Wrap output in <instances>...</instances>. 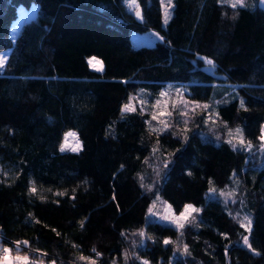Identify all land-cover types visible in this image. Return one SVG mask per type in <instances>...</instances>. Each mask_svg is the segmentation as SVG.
Instances as JSON below:
<instances>
[{
	"label": "trees",
	"instance_id": "trees-1",
	"mask_svg": "<svg viewBox=\"0 0 264 264\" xmlns=\"http://www.w3.org/2000/svg\"><path fill=\"white\" fill-rule=\"evenodd\" d=\"M136 1L142 19L123 0H0V52L9 50L0 71V243L28 240L10 254L46 264H90L81 255L96 264H264L257 0L236 8L172 0L165 26L159 6ZM32 3L35 17L12 40L18 8ZM148 30L162 39L134 45L133 33ZM90 56L101 59L103 73L88 66ZM206 58L224 78L203 72ZM164 90L173 100L156 114ZM130 96L136 110L122 114ZM193 102L208 108L193 110ZM162 122L169 128L161 132ZM238 127L251 150L237 144ZM67 130L77 132L78 151H59ZM232 190L227 200L220 195ZM185 204L200 211L183 229L157 220V210L180 213ZM238 214L251 216L250 233ZM140 231L152 239L141 242Z\"/></svg>",
	"mask_w": 264,
	"mask_h": 264
},
{
	"label": "snow or ice",
	"instance_id": "snow-or-ice-1",
	"mask_svg": "<svg viewBox=\"0 0 264 264\" xmlns=\"http://www.w3.org/2000/svg\"><path fill=\"white\" fill-rule=\"evenodd\" d=\"M126 2H128V0H126ZM218 2H220V0H218ZM223 3H228L231 5V7L233 8H236L237 6H240V7H245L247 6L246 5V0H222ZM162 3H163V0H162ZM260 3L261 4H264V0H260ZM129 6H135V11H136V16L138 18H142L141 17V12L139 10V7L138 5H135V0H131V3ZM172 7V0H167V3L166 5H164V19H165V23H167V20L170 18L171 16V13L169 12V9ZM233 19H235V15L233 16ZM157 35H159L157 33ZM162 39V38H161ZM93 60H95V58L93 57L92 58ZM6 60H7V57L5 55H0V70H2L5 66H6ZM90 63H91V60H90ZM97 64H99L100 62L99 61H96ZM206 63L209 64V65H212L213 64V61L210 60V59H207L206 58ZM177 91L179 92L180 90L177 89ZM161 95H164V93H161ZM135 97L133 96H130L129 97V103H126L122 106V109H121V112L122 114H125V113H128V112H133L135 111V107L133 106L132 104V100H134ZM240 106L241 108L244 107V100L241 99V102H240ZM187 107V105H186ZM192 107H193V110L196 108V107H203L205 109L208 108V105L207 104H204V105H200L198 104L197 102H193L192 103ZM187 113H185L186 115ZM153 119H156V116L154 115L153 116ZM163 123V128L159 129V131H164L166 129L169 128V125L167 122H162ZM185 123H187V121H185ZM153 131H156L155 129ZM185 131H187V129H185ZM230 132V135L232 134L231 130H229ZM68 136H72L73 138H75V133H66L65 134V143H62L60 145V149L61 151H64L66 146H67V137ZM234 138L236 139L237 141V144L241 147V148H244L245 150H251L253 145L251 143V141H245L244 139V136H243V132H242V129H240L239 127L237 129H235V136ZM183 139L185 141H187L188 137L185 135L183 137ZM261 143H260V149L261 150H264V125L261 126V135L259 137ZM228 143L232 144L233 141L230 139L228 141ZM233 147H236V144H233ZM80 148V142L78 139H76V143L75 145L72 146L71 150L72 151H77L79 150ZM159 149L158 148H154L153 149V153H155L156 151H158ZM172 154L169 153V157L171 156ZM163 166L164 168L166 169L170 163V159L168 158H165L163 161ZM156 174L157 176L160 175V170L159 169H156ZM190 174V173H189ZM237 183H239V181H237ZM211 184V182H210ZM143 186V184H142ZM149 190H151V186H149ZM208 191L210 193H213L215 192V189L212 188V187H209ZM30 192L31 193H35L36 192V187L35 185H33L31 188H30ZM57 195H60V196H63L65 195V192H58ZM220 195L221 196H224L225 199L227 200L228 198L230 197H234L235 196V191L232 190V191H229L227 193L225 192H220ZM43 199V197H42ZM149 211L151 212L152 209L150 208ZM200 211L199 208H194L191 204H185L184 205V210L180 212L179 216H168V215H165L163 217L164 220H168L170 221L171 223H173L176 228L178 230H181L184 228L185 226V223H192V221L195 220V217L192 216V213H198ZM31 215V214H30ZM191 218V219H189ZM236 219L238 220V222L240 223L241 227L244 228L248 233L251 232L252 230V219H251V216L250 215H244L242 218L239 217V214L237 215ZM39 221H37L38 223ZM83 226V221H81V227ZM53 231H55V229H53ZM123 234V233H122ZM57 235H59V233H57ZM137 235H139V237L141 238V242L143 241L144 238H147V239H152V237H146V233L144 231H140L137 233ZM242 241H243V244L245 246H247L251 251H253L254 253L256 252V250L254 248H252V245L250 243V238H249V235H243L242 236ZM164 244H169V243H172L171 240L169 239H164L163 241ZM29 244V241L28 240H17L14 242V245H15V248H16V251L19 252L20 250V245H28ZM75 247V245H74ZM12 251V249L8 248V247H3L2 245H0V253H3L2 255H0V264H8V261H9V256L8 254ZM92 251L95 253V256L98 258L101 253L96 251L95 248L92 249ZM184 253L185 254H188V246L187 245H184ZM128 253H125V262H127V259H128ZM226 256H227V250H226ZM138 258V257H137ZM14 260L16 261H25L26 264L27 262L29 261V257L27 255L25 256H19L17 255L16 257L13 258ZM79 260H90V264H96V260L95 259H92L91 257H85V256H79L78 257ZM31 264H37L36 261H31ZM40 264H43V261L41 260ZM52 264H55V261H52ZM113 264H115V262H113ZM143 264H149V262L147 260L143 261Z\"/></svg>",
	"mask_w": 264,
	"mask_h": 264
},
{
	"label": "rangeland",
	"instance_id": "rangeland-1",
	"mask_svg": "<svg viewBox=\"0 0 264 264\" xmlns=\"http://www.w3.org/2000/svg\"><path fill=\"white\" fill-rule=\"evenodd\" d=\"M123 2H124V5H125L126 9L129 10L130 12H132L135 15V17L138 18L136 16L135 6H129L130 3H131V0H128V2H126V0H123ZM166 3H167V0H163V3H162V0H147V4L149 6H159L160 7V10H161V13H162V24H163V26L167 25V23L169 22V20L171 18V16H170V18L167 20V23H165V19H164V5H166ZM135 5H138L136 0H135ZM138 7H139V10L141 12V17H142V10H141L139 5H138ZM37 9H38V4H35V3H32L29 8H24V7H19L18 8V16L13 21V23L11 25V28H10V32H9L10 37H11L12 40H14L15 37L17 36V33H18L21 25L25 21H28V20H30V19L35 17ZM169 12L172 14L171 8L169 9ZM258 17H259V19L264 20V13L260 12ZM138 19H142V18H138ZM157 33L158 32L153 31V30H148V31L143 32V33H133L132 40L134 42V45H136V46H139V45H153L155 42H157L161 38L160 34L158 33L159 35H157ZM8 52H9V50H3V51L0 52V55H5L7 57ZM93 57L95 58V60L92 59ZM90 60H91V63H90ZM86 61H87L88 66L91 69H93V70H95V71H97L99 73H103L104 67H103V63H102L100 58L95 57V56H90V57L86 58ZM96 61H99L100 63L97 64ZM163 93H164V95L162 96V98L159 101L155 102V104H154V106L156 108H158V111L155 112L156 114L165 113V110L167 109V106H168V102L170 100H173V98H172V96L170 94L171 92H169L168 90H164ZM263 125H264V123H263ZM70 132L71 133H75V138H73L72 136H68L67 137V146H66L64 151H72L71 148H72L73 145H75L76 139H78L79 142H80V148L82 146L81 145V141H80V139H79V137L77 135V132L75 130H67L66 132H64L62 140L60 142V145L62 143H65V139H66L65 134L66 133H70ZM60 145H59V151H61ZM61 152H63V151H61ZM162 211L163 212H161V210H157L156 211L159 214L157 220H161V221L163 220V221H165L167 223H170V224H173V223H171L168 220H164L163 217L165 215H168V216H173V215L174 216H179V214H180V213L172 212L171 209L169 208V206L168 207L164 206L162 208ZM244 215H246V214H244ZM17 255L21 256L20 254H8V256H9L8 264H26L25 261H16V260H14L13 258L16 257ZM31 261H33V260H29L27 262V264H31ZM34 261H36V260H34ZM36 262H37V264H40V262H38V261H36ZM43 264H46V263L43 262Z\"/></svg>",
	"mask_w": 264,
	"mask_h": 264
},
{
	"label": "water",
	"instance_id": "water-1",
	"mask_svg": "<svg viewBox=\"0 0 264 264\" xmlns=\"http://www.w3.org/2000/svg\"><path fill=\"white\" fill-rule=\"evenodd\" d=\"M256 5H257V8L261 12L264 13V4H261L260 3V0H257V4ZM203 72L205 74H207L208 76L212 77V78H218V79L224 78V76L222 77V76H220V75H218V74L215 73V66H213V65H208L205 68H203Z\"/></svg>",
	"mask_w": 264,
	"mask_h": 264
},
{
	"label": "built area",
	"instance_id": "built-area-1",
	"mask_svg": "<svg viewBox=\"0 0 264 264\" xmlns=\"http://www.w3.org/2000/svg\"><path fill=\"white\" fill-rule=\"evenodd\" d=\"M0 238H2L1 234H0ZM0 245H2L3 247H8V248H10V249H12V250L15 249L14 242H12L11 245H4V244H1V243H0ZM20 247H22V245H20ZM10 253H11V252H10ZM10 253H9V254H10ZM2 254H3V253H0V255H2Z\"/></svg>",
	"mask_w": 264,
	"mask_h": 264
}]
</instances>
